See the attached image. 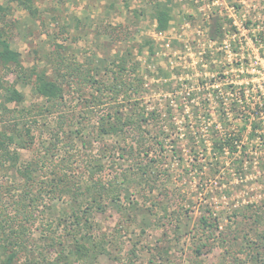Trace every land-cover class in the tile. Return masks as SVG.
Wrapping results in <instances>:
<instances>
[{"label": "rangeland", "instance_id": "obj_1", "mask_svg": "<svg viewBox=\"0 0 264 264\" xmlns=\"http://www.w3.org/2000/svg\"><path fill=\"white\" fill-rule=\"evenodd\" d=\"M0 5V36L25 66L50 71L59 50L83 71L65 83L64 106L54 112L39 108L44 99L32 83H16L25 95L18 107L38 106L11 129L17 161L0 172V214L27 225L30 251L15 264H63L61 251L68 264H264V254L250 260L243 246L264 233L254 222L264 211V0H36L34 15L10 0ZM159 9L171 16L164 31L156 27ZM126 55L129 75L143 84L100 95L95 86L110 84ZM5 73L0 68L1 82L15 80ZM138 106L148 112L149 136L161 141L149 154L156 160H141L150 182L121 155L137 144L132 131L98 132L102 113L125 120ZM4 121L0 108V131ZM31 164L36 195L38 182L66 173L83 188L93 178L117 177L119 197L96 198L95 191L75 202L72 193L52 199L44 192L25 223L12 198L27 180L20 170ZM90 199L105 207L78 225L75 214ZM75 241L94 245L89 260L69 252Z\"/></svg>", "mask_w": 264, "mask_h": 264}, {"label": "trees", "instance_id": "obj_2", "mask_svg": "<svg viewBox=\"0 0 264 264\" xmlns=\"http://www.w3.org/2000/svg\"><path fill=\"white\" fill-rule=\"evenodd\" d=\"M11 2H16L19 8L26 9L31 15H34L37 12L36 0H10ZM5 7L0 5V13L4 12ZM157 30L164 31L168 29L170 23V12L168 9H159L157 11ZM152 43V42H150ZM53 60H55V64L50 71L46 68H41L38 65H34L32 67H27L22 62L21 53L17 50H14L6 37L0 36V68H2L5 74L13 73L15 74V80L13 82L6 81L5 83L0 81V96L2 97V102L0 103V108L3 110L4 115V128L0 131V172L7 168L8 162L15 163L17 161V153L11 148V137H13L11 129H14L15 125H19L21 120H30V117L36 114V105L35 107H22L19 108L18 105L22 104L25 99L24 93L19 90L16 86V83H24L29 84L32 83L34 91L38 96L43 97L44 102L39 108L43 111L54 112L55 110H60L64 106L65 96H64V86L67 81H70L69 78H72L74 75L78 76L80 79L82 78L83 71L79 68L80 66L75 65L69 61L65 55H62L59 50L55 51ZM131 55L129 57L121 56L119 62V70L116 72L112 71L113 81L110 84L101 85L98 84L96 90L101 94L104 93V90L113 91L115 94L119 95L128 84H133L134 86L138 83L140 85L143 84V80L141 77L137 78L135 84V78L129 75L130 72V64H131ZM136 70V68H132ZM89 77H86L87 79ZM92 80V79H91ZM96 82V80H92ZM138 85V86H140ZM102 97L93 96V102L101 103ZM9 104H15V107L10 108ZM119 110V109H118ZM117 110V111H118ZM132 113L128 116H125V120L122 116L113 113L111 110L104 112L100 115L98 121L99 125V134H121L125 131H132L133 140L136 141V145L133 141L131 145H129L128 149H121L123 153L122 156L128 155L129 158L132 157L134 162L136 163L134 166L139 171L136 173L140 174L142 181L150 182L151 169L147 170L145 168L142 170L140 168V164L143 163L141 160L145 159L144 157H149V154L152 153V147L154 145L160 144L159 136L156 134L152 137V132L147 127L148 123V112L145 107H135V110L131 111ZM35 123V121L33 120ZM26 129L30 133V125L28 122L26 123ZM29 125V126H28ZM16 128V127H15ZM62 128V125H60ZM15 133V131L13 132ZM59 139L60 137L57 136ZM156 139H155V138ZM58 139V140H59ZM70 142L72 144L73 139L70 137ZM222 143V142H221ZM215 144H219L217 141ZM134 145V146H133ZM135 147V148H134ZM218 149H222L223 151L228 148L224 145L217 147ZM107 150V149H106ZM138 151V152H137ZM135 152L138 155H142L140 158H135ZM102 155L106 154L104 151L101 153ZM150 161L156 160L153 157H149ZM147 165V163L145 164ZM36 166V165H35ZM102 167V165H99ZM33 165H27L25 168H22L20 171L26 177V181L23 184V189L21 194L12 198V202H14V207L16 208L15 215H18L19 218L22 219L23 222L33 221L34 219V208L35 203L38 200V196L42 197L44 192L50 191L53 193L51 195L52 199H55L58 195H63L64 193L69 194L72 193L74 197V201L77 202L82 195L89 196L93 195L95 191L97 192L96 198L105 197L107 199H111L114 201L118 199L119 195H117L118 186L116 185V179H109L108 177H99L93 178L94 183H91V186L84 187L80 184L72 181L66 173L62 174H54L50 182H38L40 185L39 195H36L34 192V184L33 180ZM46 183V184H45ZM50 188V189H49ZM49 189V190H48ZM57 193V194H56ZM23 194V195H22ZM90 198V197H89ZM95 198V197H93ZM88 200V199H87ZM85 205L82 206L79 211L81 213H76V223L81 225L83 222L92 221L94 216V210L99 209L103 210L105 205L103 203H96L95 199H90ZM85 206V207H84ZM258 212V211H256ZM264 212V211H263ZM261 212L257 213L255 216L254 222L261 224L264 226V214ZM0 214V262L7 260L10 264H15V258L20 252H28L30 251L28 245V238L25 237L27 225L21 224L18 228L16 227L11 220H8V217H2ZM203 219V224L205 227H212L211 223L208 222L206 218ZM258 242L255 244L254 242L247 241L243 246L248 248L251 256H247L250 260L258 262L261 257H258L264 254V233H261L258 236ZM54 242H56L54 240ZM61 242H58V244ZM74 249H71V253H75L79 262H85L91 258L93 255L92 249H94L93 244H88L86 242L75 241L73 242ZM62 253V254H61ZM60 259L58 262H62L63 264H68V254L66 252L61 251ZM2 258H5L3 260ZM38 262V261H37ZM246 262H241L238 258L235 259L234 264H245ZM263 263V261L261 262ZM60 264V263H59Z\"/></svg>", "mask_w": 264, "mask_h": 264}, {"label": "crops", "instance_id": "obj_3", "mask_svg": "<svg viewBox=\"0 0 264 264\" xmlns=\"http://www.w3.org/2000/svg\"><path fill=\"white\" fill-rule=\"evenodd\" d=\"M13 3H16V2H13ZM17 4V3H16ZM3 6V5H2ZM21 9H23V10H25V11H27L26 9H24V8H21ZM28 12V11H27Z\"/></svg>", "mask_w": 264, "mask_h": 264}]
</instances>
